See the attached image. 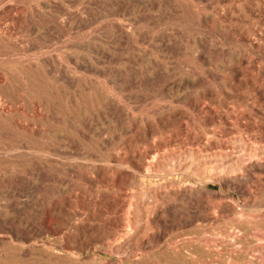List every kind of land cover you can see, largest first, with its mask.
Here are the masks:
<instances>
[{
  "label": "rangeland",
  "instance_id": "obj_1",
  "mask_svg": "<svg viewBox=\"0 0 264 264\" xmlns=\"http://www.w3.org/2000/svg\"><path fill=\"white\" fill-rule=\"evenodd\" d=\"M0 264H264V0H0Z\"/></svg>",
  "mask_w": 264,
  "mask_h": 264
},
{
  "label": "bare ground",
  "instance_id": "obj_2",
  "mask_svg": "<svg viewBox=\"0 0 264 264\" xmlns=\"http://www.w3.org/2000/svg\"><path fill=\"white\" fill-rule=\"evenodd\" d=\"M99 75V74H98ZM110 81V80H109ZM102 97V96H101ZM8 147V146H7ZM17 150V149H16Z\"/></svg>",
  "mask_w": 264,
  "mask_h": 264
}]
</instances>
